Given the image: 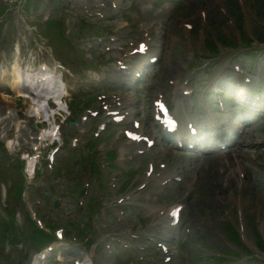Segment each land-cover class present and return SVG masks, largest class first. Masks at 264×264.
I'll return each instance as SVG.
<instances>
[{
  "label": "rangeland",
  "instance_id": "rangeland-1",
  "mask_svg": "<svg viewBox=\"0 0 264 264\" xmlns=\"http://www.w3.org/2000/svg\"><path fill=\"white\" fill-rule=\"evenodd\" d=\"M203 2H206L208 5L209 0H203ZM240 2L241 5L237 3V8H243V15L245 18L243 20L242 11H240L241 18L237 21L234 28L229 24L228 26L227 24L224 25L225 28L223 27L222 31L225 35L221 37V45H243L246 43L245 37L251 36L253 38L251 33H248V30L255 29V26L258 30L260 29L261 32L264 30V0H240ZM227 4L233 5L231 0H227ZM246 19L247 21H245ZM216 25L217 23L214 24V27ZM135 27H137V25ZM204 54L208 53L204 52ZM176 56L174 55V57ZM262 57H264V55ZM240 59H242V56ZM175 61H178V59ZM168 63H170L169 57L166 62L161 64V66H164L163 70ZM255 67H257L259 71L262 70L260 66H257L256 62ZM155 71L154 69V72ZM3 92L7 93L8 91ZM144 119L146 118L144 117ZM262 122L264 123V120H262ZM253 138L262 139L264 135H258ZM252 155L256 158H253ZM245 158L244 164L242 163L247 171H245V181L239 180L235 173H233L234 175L232 176V172H229L226 168V172L221 174L218 165H221L222 160L216 157L204 158L198 163L197 167H193L192 171L189 172L191 173L190 175L195 174L197 178L193 184L195 187L193 192H185L184 194L183 201L186 202L187 205L182 213L183 217L181 223H183V225L189 224L191 237L189 240H184L185 242L181 239L179 240L180 244L183 245L181 246L182 251L176 264H211L209 260L200 262L194 257L202 251L213 252L221 248L228 251L230 249V247L225 246V244L230 246V243H228V240L225 238L226 234L223 235L225 244L222 241V234L225 232L226 228L224 218L225 212L223 211L230 208L229 202L226 199V195L229 197L227 193L235 194L237 198L238 195L242 197L244 202L242 211L247 231L245 242L250 247L253 246L250 239L254 237L253 230L255 226L260 225V227L263 228L262 226L264 225V179L261 180L262 177L264 178V147H258L255 151H249ZM228 172L230 181L228 185L224 187L222 184L224 179L223 176L226 173L228 174ZM182 194L183 191L181 188L171 190L169 198L172 201L175 197H181ZM65 210L66 209H62L61 211ZM132 216L136 218L135 215ZM232 219V223L237 226L235 213H232ZM26 220L29 219L26 218ZM106 220V228L113 229L111 222L112 218L110 217ZM194 244L197 246H194ZM74 253L75 252H69L70 257L73 256ZM19 255L21 254H18V256ZM24 261L25 259L23 257V263Z\"/></svg>",
  "mask_w": 264,
  "mask_h": 264
},
{
  "label": "bare ground",
  "instance_id": "bare-ground-1",
  "mask_svg": "<svg viewBox=\"0 0 264 264\" xmlns=\"http://www.w3.org/2000/svg\"><path fill=\"white\" fill-rule=\"evenodd\" d=\"M16 79H18L17 77H15V80H14V82H17L16 81ZM33 109H35L36 111H38L39 109H38V103H36L35 105H34V108Z\"/></svg>",
  "mask_w": 264,
  "mask_h": 264
}]
</instances>
